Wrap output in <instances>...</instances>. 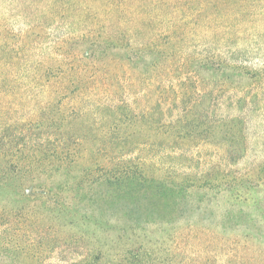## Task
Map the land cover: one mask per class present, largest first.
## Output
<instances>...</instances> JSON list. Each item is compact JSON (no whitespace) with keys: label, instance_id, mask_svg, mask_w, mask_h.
<instances>
[{"label":"rangeland","instance_id":"rangeland-1","mask_svg":"<svg viewBox=\"0 0 264 264\" xmlns=\"http://www.w3.org/2000/svg\"><path fill=\"white\" fill-rule=\"evenodd\" d=\"M104 37L113 40L106 50L119 62L118 54L148 50L173 59L189 53L198 67L216 55L215 69L225 59L244 77L224 82L204 70L195 77L199 91L177 100L172 83L177 87L186 73L174 67L170 80L163 79L166 89L151 82L165 121L180 116L200 132L185 148L171 152L168 146L158 155L194 178L190 197L174 199L179 208L165 213L161 202L152 213L141 191L130 196L123 188L126 179L91 182L81 170L89 158L62 175L34 171L20 181L12 174L11 186L0 185V264H264V0H0L3 159L14 153L26 163L17 149L43 143L41 130L29 124L38 101L63 90L59 76L69 72L74 52L81 55L86 42ZM80 59L83 67L101 66V58ZM145 59L129 69L136 86L153 58ZM89 86L99 94L92 101L112 102L123 92L117 87L108 99L100 82ZM128 87L132 97L136 88L130 93ZM71 96L64 100L67 110L86 106V99ZM88 108L69 130H85L95 146L96 133L107 127ZM114 167L118 175L125 169ZM118 187V197H110Z\"/></svg>","mask_w":264,"mask_h":264},{"label":"trees","instance_id":"trees-1","mask_svg":"<svg viewBox=\"0 0 264 264\" xmlns=\"http://www.w3.org/2000/svg\"><path fill=\"white\" fill-rule=\"evenodd\" d=\"M92 41L86 42L88 48L84 49L85 52H82L81 55L78 54L80 52L78 50L70 56L74 63L70 66L68 73L64 71L59 76L63 90L58 92L56 97L46 99L44 102L38 101L32 112L29 124L31 123L37 127V130H41L39 137H42L40 139H44V141L42 144L36 145L32 151L26 150L25 146L17 149L16 153L23 151L28 161L26 163L18 161L14 157V153L8 154L7 160H4L5 153L0 150V185L11 186L12 174L21 181L25 175L34 174V171H38L40 174L50 171L53 174L61 175L65 172L70 173L80 169V160L89 158L88 164L81 170L85 178L91 179V182L105 180V182L122 184L123 179H126L123 188L128 190L127 193L130 196L136 193V190L141 191L142 201L153 211L152 213L158 211L161 202L166 205L165 213L174 207L179 208L174 199L180 197L187 200L190 197L192 189L196 185L193 181L194 178L190 173L180 171L176 164H164L158 155L163 148L168 146L171 152L185 148L188 143L194 141L200 132L190 127L180 116L176 121H165L161 102L158 98L154 99L151 94L153 84L157 82L161 89H166L163 79L170 80L171 72L174 67H177L182 71V75L186 73L185 78L179 80L180 83L177 87L172 83V91L177 100L180 96L199 91V84L195 77L204 70L211 71L210 76L213 79L224 77V82L229 81L231 76L243 78V70L238 64L232 65L225 59L217 61V69H215L212 63L215 61L216 55L210 60H203L198 67H193L192 55L189 53L177 55L173 59L163 52L154 51L152 53L148 50L144 53L118 54L123 61L119 62V59H116L111 52H107V50L111 49L110 51H112L113 49L111 38L104 37L103 42H100L101 45L103 43L102 46H99V42ZM99 51L101 53H98ZM145 56H150L153 59L149 63L147 73L144 76L139 75L140 84L136 86L131 82L133 72H129V69L132 70L135 67L133 63L136 61L146 60ZM80 57L88 60L101 58V66L97 69L93 65L83 67ZM177 58H179V62L176 63ZM76 60H78V64ZM63 64H65V60L60 64L62 68ZM48 73L49 83L53 74L50 71ZM150 73H154L153 78L149 77ZM70 74L78 79L68 80L70 82L67 83L66 79H70ZM96 80L106 87L107 97L116 95L117 87H121L123 92L117 96V100L112 102L111 98L109 102H99L98 99L92 101V97L95 95L98 97L99 94L92 92L89 83ZM126 84L129 85L127 89L130 93L134 91L133 87L136 88V94H133L132 97L125 89ZM70 94L71 97L81 96L82 99H86V106L82 109L67 110L64 100ZM87 105H91L94 110L100 113L97 121L107 127L106 130L96 133L98 144L95 146L89 145V135L84 133L85 130L78 129L72 132L69 130L70 125L80 122L85 114L91 111L92 108H88L91 106ZM175 105L177 106V104ZM105 111L106 113H104ZM185 115H187L186 112ZM114 165L123 166L125 169L120 170L119 175L115 174L112 171L116 168ZM100 171H103V176ZM123 172L125 176H123ZM32 180L36 181L39 178L33 176ZM36 184L39 185V182ZM119 191L118 187L117 191L109 196L116 198ZM60 201L63 203L64 200ZM74 204L77 205L76 202ZM68 205L72 206L71 202ZM186 208L185 210L181 209L180 213L186 214Z\"/></svg>","mask_w":264,"mask_h":264}]
</instances>
